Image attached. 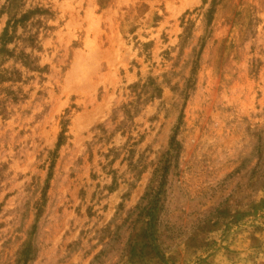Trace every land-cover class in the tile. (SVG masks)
Returning <instances> with one entry per match:
<instances>
[{
	"label": "rangeland",
	"instance_id": "374dc122",
	"mask_svg": "<svg viewBox=\"0 0 264 264\" xmlns=\"http://www.w3.org/2000/svg\"><path fill=\"white\" fill-rule=\"evenodd\" d=\"M0 264H264V0H0Z\"/></svg>",
	"mask_w": 264,
	"mask_h": 264
}]
</instances>
